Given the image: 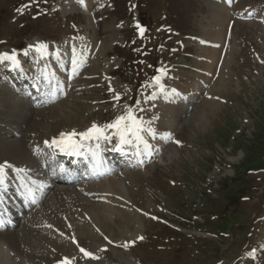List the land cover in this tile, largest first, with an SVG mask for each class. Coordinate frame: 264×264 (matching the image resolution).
Wrapping results in <instances>:
<instances>
[{"label":"rangeland","instance_id":"1","mask_svg":"<svg viewBox=\"0 0 264 264\" xmlns=\"http://www.w3.org/2000/svg\"><path fill=\"white\" fill-rule=\"evenodd\" d=\"M228 1L0 0V54L28 50L36 72L50 62L64 95L7 125L41 148L131 106L156 132H143L155 143L151 165L119 170L86 193L87 184L52 189L33 211L51 232L35 227L42 252L11 263L0 249V262L264 264V0ZM41 42L54 56L45 63L28 48ZM160 69L163 91L153 81ZM3 131L17 147L21 137ZM111 181L117 188L106 189ZM19 228L6 245L16 254Z\"/></svg>","mask_w":264,"mask_h":264},{"label":"bare ground","instance_id":"2","mask_svg":"<svg viewBox=\"0 0 264 264\" xmlns=\"http://www.w3.org/2000/svg\"><path fill=\"white\" fill-rule=\"evenodd\" d=\"M7 54H9V53H7ZM50 57H54V56H50ZM72 65H73V63H72ZM4 82L7 83V81H4ZM7 93H8V91H7L6 84L5 85L1 84L0 85V95L3 96L4 100L3 99H2V101L0 100V122H1L0 123V125H1L0 126V136L2 135V133H6L5 131H3V129L8 130L11 127L10 125H7V121L11 120L12 123L14 122L13 124L19 123V119L20 118H22L24 115L30 113V108L26 104L22 103L16 97L11 96V93L9 95H7ZM110 130H114L115 131V129H110ZM64 132H71V131L65 130ZM33 134H34V136H36L35 132H33ZM60 134H58L54 138H58L60 136ZM25 136H26V134H24V137H23V134H22L21 138L19 140L16 139V138H12V142H14L15 146L17 145V147H14V144L10 145L9 143H11V142H9L8 143L9 145H8L7 142L6 141H2L1 137H0V144H1L0 145V152L5 150L4 147L9 149V153H8L9 157H6V158L3 157V159H2V157L0 156V164H4L5 162H7L8 165H11V167L14 166V168L21 169L23 171L25 170V171L28 172V175H31V173H34V170L31 168V166L33 164V161L35 160V156H34L35 153L29 155L28 151H31V148H30L31 143L28 140H26ZM22 138H24V142H25V146L26 147L24 145L23 146H18V145L21 144V143H18V141H22ZM10 146H12V147H10ZM32 147H33V145H32ZM53 147H55V146L53 145ZM26 149H27V152H26ZM28 160H32V164L29 163ZM117 186L118 185H117L116 181H111L105 187H106V189H108L109 187H112V188L115 189V188H117ZM30 216L31 215H29L25 219V221L22 222L21 224H23V225H24V223L27 224L26 222H28L30 218L31 219L33 218L32 216L31 217ZM31 219L28 222V224H30V222L32 221ZM35 222L38 223L39 221H32L31 224L34 225ZM39 225L45 226L42 222H41V224L39 223ZM7 232H4L3 234H1L2 237L0 238V249L4 248L3 245L5 244V242L8 243L6 245H8V246L11 245L12 246V242H13V238H14L13 236L15 235V232H11V231H7ZM44 240H46V238H43L39 234V231L26 228L24 230V232L21 235H19V237H18V241H19L18 242V250L20 249L21 252L19 250V252L17 254L21 255L23 258H26V260L30 259V257H34L35 255L37 256L39 254V252L42 250L41 244L43 243ZM45 249L46 248L44 247V251L47 250V249L46 250ZM0 264H4V262H0ZM87 264H100V263L99 262L90 263L89 261H87Z\"/></svg>","mask_w":264,"mask_h":264},{"label":"snow or ice","instance_id":"3","mask_svg":"<svg viewBox=\"0 0 264 264\" xmlns=\"http://www.w3.org/2000/svg\"><path fill=\"white\" fill-rule=\"evenodd\" d=\"M139 27V25L137 26ZM139 31L141 34L144 32V29L142 27H139ZM47 49L46 44H40L37 47V51H43ZM73 54L75 56V50H73ZM0 59H9V60H15V55H9L7 53L0 54ZM74 67L77 66L80 62L77 59H73L72 61ZM157 76L153 77V81L156 85L160 86L161 91H163V85L161 84L162 76L166 74V70L160 69L158 70ZM109 91H113L111 85H109ZM175 91V90H173ZM114 99L116 101H119L121 99L120 94L116 93L114 96ZM106 129H115L117 135L120 137L121 143H131L130 137H134L137 141L140 143H143L145 148H150V145L148 142L144 139L142 133L144 131H148L150 135L155 137L156 132L154 129L144 128V122L142 119H140L138 116H136L135 112L131 108V106H128L126 108L125 114L120 115L116 118V120L110 124H107L105 126H98L95 123L87 129L84 132H76L75 130H72L71 132H62L58 138H54L49 146H55L59 148L61 151H72V152H78L81 145V141L84 140H91L96 139L99 140L101 138L103 139H109L107 135H105ZM77 137L79 139H77ZM48 144L49 142H45ZM177 143H179L177 141ZM5 167H11V165H8L7 162L4 164H0V184L3 183L4 175H5ZM153 219H156L153 217ZM107 240L108 238L105 237ZM138 239H143V237H139ZM75 242V241H74ZM109 243H112V241H109ZM127 247V245H125ZM80 252L83 253V256L88 259L96 260L99 259V257L95 256L92 252L87 251L84 248H80ZM60 264H73V261L69 259L68 257H65Z\"/></svg>","mask_w":264,"mask_h":264}]
</instances>
